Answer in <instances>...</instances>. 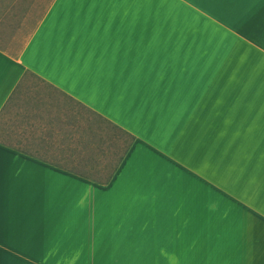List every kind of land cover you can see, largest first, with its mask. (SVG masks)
<instances>
[{"label":"crops","instance_id":"0c3cea01","mask_svg":"<svg viewBox=\"0 0 264 264\" xmlns=\"http://www.w3.org/2000/svg\"><path fill=\"white\" fill-rule=\"evenodd\" d=\"M27 75L0 264H264V0H0V113Z\"/></svg>","mask_w":264,"mask_h":264},{"label":"rangeland","instance_id":"374dc122","mask_svg":"<svg viewBox=\"0 0 264 264\" xmlns=\"http://www.w3.org/2000/svg\"><path fill=\"white\" fill-rule=\"evenodd\" d=\"M42 86L43 85L38 82L35 77L27 75L24 84L20 86L18 92L13 95L12 99L9 100L6 107L0 113V138H9L11 126L25 121L23 117L25 112L21 108H25L27 101H30L32 95L31 91L35 90L36 87L41 88ZM76 113H81L84 125L86 124L85 121L93 120L95 123L97 121L99 128L96 138H92L88 146L83 145L84 148H87L83 149V156L81 159L82 165L80 168L85 170L97 167L102 168L104 171L95 175L104 179L111 170L122 147L125 146L127 138L115 127L109 124H102V120L98 117L96 118L85 109L77 108ZM122 138H124L125 141Z\"/></svg>","mask_w":264,"mask_h":264},{"label":"trees","instance_id":"16d2710c","mask_svg":"<svg viewBox=\"0 0 264 264\" xmlns=\"http://www.w3.org/2000/svg\"><path fill=\"white\" fill-rule=\"evenodd\" d=\"M98 116H99V115H98ZM100 117H101V116H100ZM101 118H102V117H101ZM129 143H130V142L125 143V146L122 147L120 153L118 154V157L116 158V160H115V162H114L113 170L116 169V167H117L118 164L120 163L121 159L123 158L124 154L127 152L128 147H129ZM111 174H112V173H110V174L107 176V178H106V180H105L104 182H107V181H108V179L111 177Z\"/></svg>","mask_w":264,"mask_h":264}]
</instances>
